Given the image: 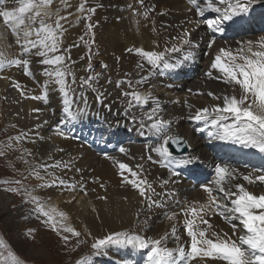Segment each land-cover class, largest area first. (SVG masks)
Listing matches in <instances>:
<instances>
[{"label":"bare ground","instance_id":"1","mask_svg":"<svg viewBox=\"0 0 264 264\" xmlns=\"http://www.w3.org/2000/svg\"><path fill=\"white\" fill-rule=\"evenodd\" d=\"M80 1L85 4L86 9H95L92 13L94 20L92 22L90 20L89 23L101 32L99 39L102 46L98 48L100 51L105 49L100 55L101 59L110 58V53H113L118 63V78L123 80L133 79L136 81L139 75L145 74L140 73L136 67L140 57L134 53H128L126 49L143 47L146 50H162L165 43L170 44L171 37L180 34L182 29L187 28L191 31L192 40L196 45L191 49L193 52L192 59L185 61L177 69L165 70L163 75L156 74L150 78L147 84L137 87L142 93L151 89L152 95L158 98L161 103L163 118L173 121L172 131L182 135L191 145L188 154L199 156L200 159L195 166H187L175 184L170 183L166 188L162 186V181L169 179L170 172L168 169L146 160L148 152L145 145L154 144L156 141L149 134L141 135L138 130L142 113L149 111L154 105L149 102L143 107L136 106L129 110V115H126L125 101L119 98H123L121 92L127 91V89L122 85L117 87V83L109 75L110 67L105 70L103 77L92 83L91 87H84L80 84V78H87L90 73L86 71L89 63L92 67L95 65V58H91L89 61L87 56L88 50L94 48L95 44H93L94 47L92 44L88 46L86 44L85 47L84 42L86 43V40H81L78 36L77 26L80 13L74 12L72 15L62 16L61 10L56 11L62 3L53 0L49 6V11L53 13V16L45 18V20L47 23L54 24L57 13L61 17H68L67 20L61 21L65 31L60 37V52L63 53L68 48L71 49L70 55L71 59L75 61L74 71L76 74V84L73 87L77 95L83 92L87 96L90 114L73 125L66 126L72 129L68 138L60 137L55 132V126L63 116L62 100L58 90L50 91L49 103L45 104L42 101L22 96L14 87L15 82L19 81L28 97L41 93L43 82L47 77L42 75V69L45 66L39 64L40 58L27 57L32 60L30 70L33 72V76L25 75L22 67L15 65L6 66L0 70V124L9 128L8 134H12L10 137L14 139L13 146L15 148L20 146L27 152H32L30 154H34L33 160L36 163L34 170L39 172L41 176H45V180L37 178L36 183L31 185V188L27 182H24L27 191L24 195L26 201L21 198L24 202V208L22 213L18 215L19 220L17 221L14 220L12 214H9V223L16 228V226L20 227L21 224L25 225L27 222L28 228L19 233L22 237L27 235V238L32 242H39L40 235L45 232L53 234L60 243V251L68 255L66 257H71L70 249L72 247L70 244H73L71 237L76 236L63 232V230L60 232L53 231L44 222L46 217L41 216V219L38 220V214L34 211H28L29 215H27V204H29L28 206L32 205L30 195L37 196L40 198V202L44 204L45 210L55 209L54 215L57 220L61 219L58 213L63 212L65 214L63 220L65 227L70 226L81 232V236L76 238L77 240L81 237L85 238L87 247L86 251L79 256H91L92 259L89 264L94 262L97 264H124L125 261L127 264H144L146 250L137 251L122 246H109L105 254L93 255L94 250L91 249V244L94 242L93 238L102 237L104 234L113 231L147 234L154 238H159L167 233L169 236L168 247H176L179 243L187 249L190 245V238L187 237L184 229L185 216L181 209L190 204L198 207L199 204L207 202V193L203 191L201 184L214 179L216 164H228L230 167L238 169L240 173H251L253 177L264 174V155L230 142L210 141L206 131H196L197 128L203 127V122L188 119V116L194 114L198 108H211L216 104L222 106V99L216 100L208 96L209 91L221 97L232 94L230 85L221 79H216L220 75L218 71L213 70L212 77H208L206 73L221 47L231 48L235 52L242 45L246 46L249 40L258 46L259 41L264 39V7H256L251 17L242 26L229 28L224 33L216 32L214 34L216 43L212 48H209L208 41L213 39L212 29L204 24L197 26L194 23H185V21L205 18L196 16L194 9L188 10L192 7L188 4V0H143V3L141 0ZM0 6L15 7L18 5L10 3L8 0H0ZM78 6V0L76 2L71 0L72 8L75 9ZM214 15L206 14V18H214ZM39 19L37 18L35 22H29L26 19L25 26L31 23L32 29L37 28L39 27ZM18 35H23V27L21 31L14 32L11 26L5 25L3 19L0 18V53L3 54L0 58L5 60L24 58L22 49L16 44ZM30 38L35 39L36 37L33 35ZM254 50H256L255 47ZM84 54H86L85 58ZM175 55L180 58L182 54ZM67 79L71 83V77ZM51 87H55V85ZM189 89H192L191 93L188 91ZM197 90L202 94H197ZM99 93L105 94L104 103L109 107L96 102L95 97ZM185 100L193 106L191 109L184 103ZM36 108L42 109V111L36 113L33 111ZM133 115L137 118L135 123L132 121ZM117 122L121 127H114ZM37 125L40 127L37 128ZM1 128L2 126H0V134L3 132ZM22 132H28L35 142L26 139L17 141L15 137ZM37 133H39L38 136ZM85 141L90 142L91 145H86ZM121 146L127 149V154L119 152L118 149ZM101 149L103 152H100ZM223 149L226 152H223ZM230 151L233 152L232 155L229 154ZM105 152L109 156L115 157L116 161L129 164L134 170L136 164L142 163L145 168L144 175L147 176L156 193L160 196L161 206L149 210L146 205H141L142 198L138 191L133 189L131 185L121 183V177L118 175L120 170L117 164L113 160L107 159L104 155ZM141 157H145V159L141 160ZM57 160L68 162L71 167L49 168L48 171L52 172L54 176L64 179L66 185L37 187V185L45 182L50 183L52 179V177L46 176L44 169L39 166L54 164ZM247 165L253 166V169L245 167ZM192 177H195L199 184L191 182ZM18 181L20 183V180ZM235 182L237 181L233 183ZM238 182L243 183L255 194L264 193V184L260 182L248 184L242 179V176H238ZM100 184L105 187L101 188ZM84 189L87 190V194H85ZM164 192H167L168 195L163 196ZM105 196L107 197L106 200L98 199V197ZM10 198L11 195L7 196L6 193L0 191V209L6 211L8 206L6 204L9 203ZM17 201L18 199L14 203ZM14 203H11V206ZM138 210L141 211L139 219L136 217ZM97 213L99 218H97ZM173 214L175 215L173 216ZM169 217L173 218L170 219ZM205 218L210 219L214 230L232 236L231 223L221 216L210 215L205 216ZM236 223L239 228V223ZM139 226L138 232L132 231V228H139ZM173 226L177 229L176 235L180 237L179 242L171 235ZM7 228H9L8 224ZM88 232L91 233L90 236L87 235ZM239 234L240 232L237 231L236 235ZM62 235H68L69 240L64 241ZM47 241L44 238V242L47 243ZM14 243L16 246L18 245L21 251L23 241L14 240ZM37 251L41 254L45 252L43 248H37ZM75 261H72L71 264H74ZM191 264H225V262L197 257Z\"/></svg>","mask_w":264,"mask_h":264},{"label":"snow or ice","instance_id":"2","mask_svg":"<svg viewBox=\"0 0 264 264\" xmlns=\"http://www.w3.org/2000/svg\"><path fill=\"white\" fill-rule=\"evenodd\" d=\"M8 2L18 6H0V18L3 19L5 25L11 26L14 32L21 31L23 27V35L17 36L16 44L22 49L24 58L11 60L0 58V70L6 66L15 65L22 67L25 75L33 76V72L30 70L32 60L27 57H39V64L45 66L42 69V75L47 77L43 82L41 93L28 97L19 81L15 82L14 87L22 96L42 101L45 104L49 103L50 91L58 90L62 100L63 116L55 126V132L60 137L68 138L72 129L66 126L73 125L90 114L87 96L83 92L77 95L73 87L76 84V74L74 71L75 61L71 59L70 55L71 49L68 48L63 53L60 52V37L65 31L61 21L67 20L68 17H61L57 13L54 24L46 22L45 18L53 16V13L49 11V6L53 0H8ZM188 4L192 6L188 9L189 11L194 9L196 16L205 18L185 21V23H194L197 26L204 24L212 29L213 39L208 41V47L212 48L216 43L214 36L216 32L224 33L229 28L242 26L251 17L256 7H264V0H202V2L201 0H188ZM78 11L87 12L88 14L82 18L90 20L95 9H86L85 4L82 3ZM206 14L215 15L214 18L209 19L206 18ZM37 18H40L39 27L32 29L31 23L25 26L26 19L29 22H35ZM92 27V24L89 23V30ZM33 35H35V39L30 38ZM83 39L81 37V40ZM195 46L191 31L184 28L180 34L171 37L170 44L166 42L162 50H146L143 47L128 48L126 49L128 53H134L140 57L136 67L140 73L145 74L139 75L138 73L139 78L135 84L130 79L117 81V87L126 83L129 88L133 89L132 91L121 92L122 97L128 98L125 107L126 115H129V110L136 106L143 107L149 102L154 105L149 111L142 113L138 130L141 135L149 134L155 138L154 144L145 145L148 152L146 160L169 170V179L162 181V186L165 188L170 183L175 184L180 178L181 172L186 170L187 166H195L200 157L188 154L186 149L190 148L191 145L182 135L172 131L173 121L163 118L161 103L158 98L152 95L151 89L142 93L136 90V86H143L156 74L163 75L165 70L177 69L185 61L191 60L193 57L191 49ZM175 54L182 55L177 58ZM2 56L3 54L0 53V57ZM90 60L91 56H89ZM91 70L92 65L89 63L86 71L90 72ZM213 70L220 73L216 79H221L231 86L232 94L221 97L209 91L208 96L216 100L222 99V106L216 104L211 108H198L194 114L188 116V119L203 122V127L197 128L196 131H206L210 141L230 142L264 155V39L259 41L258 46L249 40L246 46L242 45L235 52L231 48L221 47L211 62L206 75L212 77ZM68 77H71V83H69ZM97 79V76L91 75L87 78L81 77L80 84L84 87H91ZM52 85L55 87H51ZM188 91L191 93L192 89ZM197 94L202 93L197 90ZM95 99L97 103L109 107L104 103V93H99ZM184 103L190 109L193 107L188 104L187 100ZM33 111L39 113L42 109L36 108ZM132 121L133 123L137 121L134 115ZM36 127L39 128L40 125ZM114 127L119 128L121 125L117 122ZM38 135L39 133H37ZM15 139L17 141L26 139L35 142L28 132L20 133ZM170 146H175V149L181 151L182 154L175 155ZM118 150L120 153L127 154V149L123 146L119 147ZM104 155L117 164L120 170L118 175L121 177V183L131 185L133 189L138 191L142 198L141 205H146L149 210L161 206L160 196L156 193L147 176L144 175L145 168L142 163L136 164L134 170L129 164L116 161L115 157L109 156L106 152ZM140 159L144 160L145 157ZM39 167L44 169L45 175L52 177V179L50 183L45 182L37 185V187L66 185L64 179L54 176L48 169L70 168V163L57 160L54 164H42ZM36 176L40 180H45V176H41L39 172H36ZM238 176H242V179L248 184L255 182L264 184V174L253 177L251 173H240L238 169L232 168L228 164H216L214 179L201 184V188L207 193V202L199 204L198 207L190 204L181 209L185 216L184 229L187 237L190 238V245L187 249L179 243L176 247H168L169 236L167 233L159 238H154L147 234L113 231L104 234L102 237L93 238L94 242L91 244V249L94 250L93 255L105 254L109 246H122L137 251L146 250L144 264H191L197 257L211 258L225 262V264H264V193H253L243 183L238 182ZM234 181L237 182L233 183ZM100 187L104 188L105 186L100 184ZM8 190L11 192L18 191L16 188ZM84 191L87 194V190L84 189ZM167 195V192L163 193V196ZM98 199L106 200L107 197H98ZM30 202L34 204L32 211L38 216L46 217L44 222L53 231L60 232L63 229V232L71 233L76 237L81 236V232L75 228L64 226L65 214L63 212L58 213L61 219L57 220L54 215L55 209L45 210V206L40 202L39 197L30 195ZM210 215H219L231 223L232 236L214 230L210 219L205 218V216ZM140 216L141 211L138 210L137 219ZM97 218H99L98 213ZM236 222L239 223V228ZM237 231L240 232L238 236L236 235ZM176 233L177 229L173 226L171 235L179 242L180 237ZM87 235L90 236L91 233L88 232ZM62 239L67 242L69 236L62 235ZM0 248H7L2 239H0ZM91 259V256H81L74 264H89ZM9 261L11 264H23L14 252L9 250L7 256L0 252V264H9ZM124 264H127V261Z\"/></svg>","mask_w":264,"mask_h":264},{"label":"rangeland","instance_id":"3","mask_svg":"<svg viewBox=\"0 0 264 264\" xmlns=\"http://www.w3.org/2000/svg\"><path fill=\"white\" fill-rule=\"evenodd\" d=\"M58 1L62 4L59 5L61 9L58 8L56 11L59 12L61 10L62 16H67L69 14L72 15L74 12H79L78 11L79 6L83 3L80 0H78L79 6L74 9L71 7V0H58ZM73 1L76 2V0H73ZM65 2H69V3L64 4ZM79 13H80V18H79L80 20H79V24L77 26L78 27L77 28L78 36L80 38L83 37L84 41L86 40L87 42H90V44H92V45L95 44V47L93 45L94 48H91V51L88 50V53H87L88 59H89V56H91V58H95V60H96L95 65H93L92 70L90 71L88 76L89 75L97 76L98 78L103 77L105 70L108 69V67H110L109 75L114 80V82L117 83V81L123 80V79L118 78V75H119V74H117V72H118L117 64L118 63L116 62V58L114 57L113 53H110V58L108 57L107 59L105 58L104 60L101 59L100 55L105 50V49H101V51H100V48H98V47L102 46L101 40L99 39L101 32L96 30V28H94V27H92L91 30H89V28H88L89 21L91 20V22H92L94 20L92 14H91V18L89 20V19H83L82 18L83 16H86L88 14L87 12H85V13L79 12ZM86 30H88L90 32V35L85 33ZM93 40H94V43H93ZM85 57H86V54H84V58ZM125 80H127V79H125ZM130 80H132L133 84H135V80H133V79H130ZM122 87L126 88L127 91L133 90V89L129 88L126 83L123 84ZM136 90H139L137 86H136ZM119 99L125 101L124 106L126 107L127 103H128V98H126V97L121 98L120 97ZM0 126H2L1 130L3 129V132L0 134V150L2 151V152L0 151V191L6 193L7 196L11 195L9 203L7 202V204H6V205H8L6 207V211H5V209H0V228H1L0 234H1V236L4 235V233H5V236L7 237V240H8L6 242V245L9 248H12L13 252L27 256L32 262L35 261V264H44V263H46V264H71L72 261L77 260L80 257L78 254H82L85 247H87V246H85V244L83 242L84 239L82 237H81L82 239L80 238L79 240H77L76 237H73V238L71 237V242H73V244H70V247H72L70 249V253L72 254V256L66 257L68 255L63 254L62 251H60V243L57 241L56 237H54L53 234H47V232H45L44 234L40 235L39 242H37V241L32 242L31 240H29L27 238V235L26 236L24 235L22 237L21 234L19 233L20 231H24L25 228H28V226L26 225L27 222L26 223L24 222L25 225L21 224L20 227L16 226V228H14L9 223V221H10L9 214L13 215L12 217L14 218L15 221L19 220L18 215L20 213H22V209H23V205H24V202H22L21 198H23V201H26V200H25V196H24L25 194H24L23 196H20L21 197L20 199L18 198L17 203H14L16 201V197L5 186H9V183L12 184L14 180L16 182L18 180H20V183H23V185L16 183L15 185H13V186L10 185L9 187H14V188L18 189L19 194H23L24 193L23 189L25 190V184H26L24 182H27V185H29V188H31V185L35 184L37 181V176L35 175L36 171L34 170L36 163L33 160L34 154L33 155L30 154L32 152H27L26 150L22 149L20 146H17V148H15V146H13L14 145L13 144L14 139L11 138L12 134L11 135L8 134L10 132L9 128H5L4 124H0ZM5 142H6V144H5ZM4 150H6V151L4 152ZM16 155H17V157H15ZM25 155H27V156H25ZM31 158H32V160H31ZM28 164H30V165H28ZM31 164H33V165H31ZM26 165L29 168L25 167ZM11 203H14V204L11 206ZM28 205L29 204H27V210H26L27 215H29L28 211H32V209L34 208V204H32L31 206H28ZM37 219L40 220L41 216L37 215ZM7 224H8L9 228H7ZM61 230H63V229H61ZM139 230H140V226H139V228H137V227L132 228V231H134L135 233L138 232ZM44 238L46 240H48L47 243L44 242ZM14 240H16L18 242H19V240L23 241L21 251H20L18 245L16 246V244L14 243ZM80 245H81V247H80ZM78 247H80V248L78 249ZM37 248H43V250L45 252L43 254H41L37 251ZM8 251H9V249H7V250L4 249L5 254L4 253L3 254L5 256H7ZM77 251H78V254H77ZM32 262H31V264H32ZM9 264H11V261H9ZM23 264H25V263H23Z\"/></svg>","mask_w":264,"mask_h":264},{"label":"water","instance_id":"4","mask_svg":"<svg viewBox=\"0 0 264 264\" xmlns=\"http://www.w3.org/2000/svg\"><path fill=\"white\" fill-rule=\"evenodd\" d=\"M173 149H174L175 151H179V150L175 149V146H173ZM180 152H181V151H180Z\"/></svg>","mask_w":264,"mask_h":264}]
</instances>
